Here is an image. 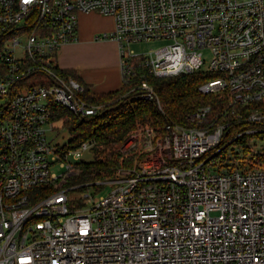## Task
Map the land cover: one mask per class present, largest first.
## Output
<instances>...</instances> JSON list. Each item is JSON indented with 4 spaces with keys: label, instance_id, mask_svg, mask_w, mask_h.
<instances>
[{
    "label": "built area",
    "instance_id": "obj_1",
    "mask_svg": "<svg viewBox=\"0 0 264 264\" xmlns=\"http://www.w3.org/2000/svg\"><path fill=\"white\" fill-rule=\"evenodd\" d=\"M88 12L113 18L96 38L117 42L123 83L137 63L155 76L212 73L199 91L258 125L234 138L264 134V0H0V264H264V169L206 167L228 127L208 123L209 105L188 116L193 125L133 132L121 151L139 146L142 158L101 181L108 193L83 191L69 206L67 180L92 143L52 144L48 106L98 108L57 63ZM153 39L164 44L131 47ZM136 88L155 98L146 81Z\"/></svg>",
    "mask_w": 264,
    "mask_h": 264
},
{
    "label": "trees",
    "instance_id": "obj_2",
    "mask_svg": "<svg viewBox=\"0 0 264 264\" xmlns=\"http://www.w3.org/2000/svg\"><path fill=\"white\" fill-rule=\"evenodd\" d=\"M60 72L77 79L84 87L81 97L98 107L93 114L76 115L57 102L49 103L50 121L53 124L61 123L72 135L68 141L69 147L76 148L85 141L92 143V159H80L77 162L80 171L67 180L69 187L76 186L85 190L89 185H96L100 188L104 185L101 181L116 178L121 168H130L142 158L143 154L139 149L125 152L119 150L120 145L133 132L151 128L158 135H162L167 131V123L193 125L194 122L188 116L206 105L211 107L208 123L213 122L215 126L227 123L228 127L221 141L202 158L211 156L209 161L220 167L264 169V147L256 151L252 148L249 144L252 134H242L234 138L239 131L258 125L240 120L231 114L229 103L220 93L199 91L198 87L202 83L214 77L212 73L193 71L155 76L137 63L129 81L122 82L118 89L94 93L74 71L62 69ZM141 81H146L152 87L155 92L154 99L136 97V87ZM226 108L228 112L225 111ZM39 189L43 190L42 187ZM79 200L82 204L81 199Z\"/></svg>",
    "mask_w": 264,
    "mask_h": 264
},
{
    "label": "crops",
    "instance_id": "obj_3",
    "mask_svg": "<svg viewBox=\"0 0 264 264\" xmlns=\"http://www.w3.org/2000/svg\"><path fill=\"white\" fill-rule=\"evenodd\" d=\"M94 16L110 19L113 30L111 16L97 12L80 13L78 39L59 48L57 63L63 70L74 71L91 92H108L122 84L118 47L112 38H96L98 31L108 30L101 25H90V18Z\"/></svg>",
    "mask_w": 264,
    "mask_h": 264
},
{
    "label": "rangeland",
    "instance_id": "obj_4",
    "mask_svg": "<svg viewBox=\"0 0 264 264\" xmlns=\"http://www.w3.org/2000/svg\"><path fill=\"white\" fill-rule=\"evenodd\" d=\"M89 22H90V25H93V26L94 25L103 26L105 29L108 30V32L112 30L111 29V27H112L111 21L108 18H103L100 16H94V17L90 18ZM98 32L101 33L100 31H98ZM116 44H117V42H116ZM162 44H164V41L153 39L150 41H143V42L138 43V44H132L131 47L133 50H135L137 52H143V51L148 50L149 48H156ZM117 47H118V45H117ZM204 57L206 58V61L208 62L210 59V53L208 51H204ZM54 127H55L54 129L47 131V133H46L47 138L50 139L52 144H60V145L67 144L68 141L72 138V135L67 131V129L62 127L61 123H59V122L54 123ZM250 144L255 151L261 150L264 147V134L263 135H255V140H251ZM120 147H121V145H120ZM120 147H119V150H121ZM124 148H125V150L123 152L128 151V150L129 151L133 150L134 148L139 149L140 147L136 146V147L130 148L129 144H127L126 146H124ZM263 150H264V148H263ZM92 157H93V155H92L90 148H86L84 150H81V154H80L81 159L90 160V159H92ZM263 157H264V154H263ZM206 167L208 169H210L211 171L216 170V167L212 163V161L207 162ZM50 171L54 172L56 174H59L63 171V169L60 168V166L58 165V162H57V163H54L50 166ZM68 184L69 183H67V185ZM70 185H72V184H70ZM112 185L113 184L105 183L100 188H97L96 185L95 186L89 185L85 190H80L76 186H74L68 191V197L70 199L69 206L70 207H72V206L78 207V206L82 205V204H80L81 202L79 200V197L83 191H88V193L90 195L97 197V196L104 195V194L108 193L109 190H111Z\"/></svg>",
    "mask_w": 264,
    "mask_h": 264
}]
</instances>
